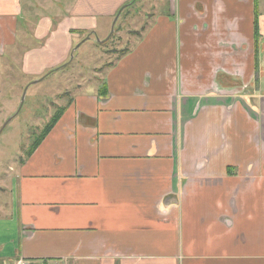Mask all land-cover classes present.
<instances>
[{"label": "crops", "instance_id": "crops-1", "mask_svg": "<svg viewBox=\"0 0 264 264\" xmlns=\"http://www.w3.org/2000/svg\"><path fill=\"white\" fill-rule=\"evenodd\" d=\"M23 1L0 0V58L34 39L29 77L142 3L98 100L114 112L77 98L2 178L0 264H264V0Z\"/></svg>", "mask_w": 264, "mask_h": 264}, {"label": "rangeland", "instance_id": "rangeland-1", "mask_svg": "<svg viewBox=\"0 0 264 264\" xmlns=\"http://www.w3.org/2000/svg\"><path fill=\"white\" fill-rule=\"evenodd\" d=\"M28 1L27 6L21 7L23 13H26V9H30L31 13H40L38 7L43 5V0ZM141 3L138 1L125 8L123 16L116 22V30L123 27L124 13L133 14L134 12L130 11L139 9ZM19 25L23 26V21L20 20ZM109 31L110 29L107 33ZM130 31L129 26L126 30L118 32L120 37L115 33L110 39H106L107 34L105 38L102 34L89 39L82 37L76 43L81 45L70 60L38 77H29L30 75L22 72L24 53L38 49L34 39L25 42L19 37L15 47L8 49L0 58V128L12 116L0 132V203H4L5 208H8L11 193L6 181L14 174L13 170L8 169L9 166L18 165L20 159L27 157L31 145L54 116H57V120L52 127L66 111L74 107L77 98H84L87 104L88 99L92 98L91 106L88 107H92L95 114L114 112H106L98 100L106 94L101 89L106 73L118 62L121 50L128 48L130 52L133 51L139 40L134 37V33L130 34ZM23 91L25 93L21 101ZM115 136L128 137L117 134ZM4 177L6 181L2 179Z\"/></svg>", "mask_w": 264, "mask_h": 264}, {"label": "trees", "instance_id": "trees-1", "mask_svg": "<svg viewBox=\"0 0 264 264\" xmlns=\"http://www.w3.org/2000/svg\"><path fill=\"white\" fill-rule=\"evenodd\" d=\"M254 24H255V27L257 26V22L256 21H254ZM116 27H117V24L115 25V27H114V31H113V33L107 38V39H110V38H112L114 35H115V33H116V31L118 30V28H117V30H116ZM255 31H256V29H255ZM123 49L121 50V52L119 53L120 55H122L123 54ZM103 87V86H102ZM103 92H106L105 91V88L103 87ZM57 120V116H54L45 126H44V128L42 129V131H41V133L38 135V138L33 142V144L31 145V147H30V149H29V151H28V153H30L34 148H35V146L40 142V141H42V139L45 137V135L49 132V130H50V128L52 127V125L54 124V122ZM42 264H50V263H48V262H43Z\"/></svg>", "mask_w": 264, "mask_h": 264}, {"label": "water", "instance_id": "water-1", "mask_svg": "<svg viewBox=\"0 0 264 264\" xmlns=\"http://www.w3.org/2000/svg\"><path fill=\"white\" fill-rule=\"evenodd\" d=\"M120 11L121 10H119L117 13H116V15L114 16V18H113V20H112V23H111V27H110V31H109V34L107 35V38L113 33V31H114V26H115V22H116V20L118 19V16H119V14H120ZM88 38V37H87ZM106 38V39H107ZM79 46V44H77L74 48H73V51L74 50H76L77 49V47ZM73 57V53H71L70 54V59ZM24 93H25V91H23V94H22V97H21V101L23 100V97H24ZM18 111V110H17ZM17 111H16V113H17ZM15 113V114H16ZM14 114V115H15ZM11 118H12V116L11 117H9L5 122H4V124L1 126V128H0V132L2 131V129L6 126V124L11 120Z\"/></svg>", "mask_w": 264, "mask_h": 264}, {"label": "built area", "instance_id": "built-area-1", "mask_svg": "<svg viewBox=\"0 0 264 264\" xmlns=\"http://www.w3.org/2000/svg\"><path fill=\"white\" fill-rule=\"evenodd\" d=\"M16 264H30L27 260L25 259H19Z\"/></svg>", "mask_w": 264, "mask_h": 264}]
</instances>
